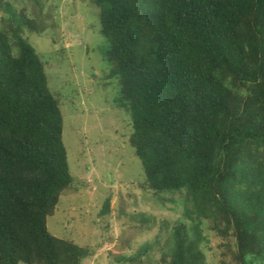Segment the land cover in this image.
<instances>
[{
	"label": "trees",
	"instance_id": "1",
	"mask_svg": "<svg viewBox=\"0 0 264 264\" xmlns=\"http://www.w3.org/2000/svg\"><path fill=\"white\" fill-rule=\"evenodd\" d=\"M94 1L144 172L133 184L178 205L155 240L159 260L215 264L212 230L216 264H264V0ZM34 3L29 16L0 0V264H80L89 248L47 227L79 180L60 98L30 41L46 26V3ZM111 201L99 215H110ZM147 251L114 257L144 264Z\"/></svg>",
	"mask_w": 264,
	"mask_h": 264
},
{
	"label": "rangeland",
	"instance_id": "2",
	"mask_svg": "<svg viewBox=\"0 0 264 264\" xmlns=\"http://www.w3.org/2000/svg\"><path fill=\"white\" fill-rule=\"evenodd\" d=\"M9 1L32 16L34 0ZM42 1L46 26L30 32V41L47 62L49 87L60 98L70 171L79 180L78 189L64 194L48 217V230L89 248L80 264H118L114 254L134 256L146 247L144 264H165L155 240L163 223L177 218L178 205L162 203L133 184L144 179V172L128 143L130 114L117 100L118 62L99 31L100 10L94 0ZM108 196L111 213L105 217L99 212ZM209 238L210 261L216 264L221 237L210 230Z\"/></svg>",
	"mask_w": 264,
	"mask_h": 264
}]
</instances>
